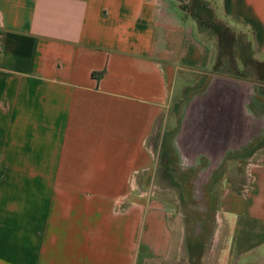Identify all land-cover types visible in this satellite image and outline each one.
<instances>
[{"label":"crops","instance_id":"crops-1","mask_svg":"<svg viewBox=\"0 0 264 264\" xmlns=\"http://www.w3.org/2000/svg\"><path fill=\"white\" fill-rule=\"evenodd\" d=\"M181 1L0 0V264H166L194 207L208 241L222 220L215 263L264 264V165L236 193L264 146V0H204L257 77L214 69Z\"/></svg>","mask_w":264,"mask_h":264},{"label":"rangeland","instance_id":"rangeland-1","mask_svg":"<svg viewBox=\"0 0 264 264\" xmlns=\"http://www.w3.org/2000/svg\"><path fill=\"white\" fill-rule=\"evenodd\" d=\"M181 2L183 8L189 12V15L194 17L202 40L208 43L213 49L215 63L214 69L232 75L257 77V70L255 68L249 67L247 70H240L237 67L236 59L242 55L243 51L249 53L247 41L243 35L238 36L234 34V32L232 34L230 32L223 33L224 30L220 25L222 26L224 22L220 20L216 8L208 5L204 0H182ZM160 136L161 134L159 133L155 134L151 140L156 152H158ZM254 155H257L256 159H261V162L255 165H250L251 158ZM263 165L264 146L258 148L249 155L244 164L240 166V169L242 170V179L239 186L236 188L237 196L241 198L248 196L244 194V186L247 183L245 175L248 168H250L253 171V174H255L258 168ZM152 183H155L156 186L159 184V182L139 181L137 186L141 189H148V187L150 188V185L153 187ZM219 185L217 187L220 192L222 186ZM217 198L212 199L217 201ZM190 199V197H187L188 201H190ZM192 199L194 200V203L200 207H203V204L208 201V197L204 196L194 197ZM194 208H188L186 213L177 212L174 208L175 211L173 212L172 220L176 221L175 218L177 216L179 224L182 222L181 227L183 228V231L181 232L179 229V233L182 235V244L177 246L174 254L176 259L173 258V260L166 264H217L214 259L222 242L221 236L224 228L222 220H219L217 224L218 226L216 225V234L211 235L208 241V228L201 229L199 227L197 234L195 232L196 229L192 228V222L197 218V209ZM198 212H200V214L202 213V211ZM208 220L210 219L208 218ZM186 221H189V223L186 224ZM204 234L206 235L205 237H203Z\"/></svg>","mask_w":264,"mask_h":264},{"label":"built area","instance_id":"built-area-1","mask_svg":"<svg viewBox=\"0 0 264 264\" xmlns=\"http://www.w3.org/2000/svg\"><path fill=\"white\" fill-rule=\"evenodd\" d=\"M257 155H254L252 158H251V161H250V165H255V164H258L259 162H261V159H256ZM137 175L138 173H135L134 176H133V180L131 181V185L132 187L134 188H139L137 185H138V180H137ZM245 179L247 181V183L245 184L244 186V194L245 195H248L254 188V185L256 183V175L253 174V171L248 168L247 172H246V175H245ZM156 190H158V187L157 186H153L151 188V192L154 194L156 192Z\"/></svg>","mask_w":264,"mask_h":264},{"label":"trees","instance_id":"trees-1","mask_svg":"<svg viewBox=\"0 0 264 264\" xmlns=\"http://www.w3.org/2000/svg\"><path fill=\"white\" fill-rule=\"evenodd\" d=\"M220 27L224 30L223 33H225V32H226V33L229 32V30L224 26V24H223L222 26L220 25Z\"/></svg>","mask_w":264,"mask_h":264},{"label":"bare ground","instance_id":"bare-ground-1","mask_svg":"<svg viewBox=\"0 0 264 264\" xmlns=\"http://www.w3.org/2000/svg\"><path fill=\"white\" fill-rule=\"evenodd\" d=\"M217 223V222H216ZM218 226V225H217ZM214 234H216V233H214ZM216 238V237H215Z\"/></svg>","mask_w":264,"mask_h":264}]
</instances>
